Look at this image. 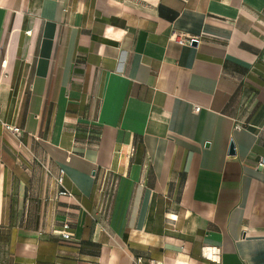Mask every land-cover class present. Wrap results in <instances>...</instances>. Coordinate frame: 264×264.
I'll return each instance as SVG.
<instances>
[{
	"label": "crops",
	"instance_id": "1",
	"mask_svg": "<svg viewBox=\"0 0 264 264\" xmlns=\"http://www.w3.org/2000/svg\"><path fill=\"white\" fill-rule=\"evenodd\" d=\"M261 157L264 0H0V264H264Z\"/></svg>",
	"mask_w": 264,
	"mask_h": 264
},
{
	"label": "built area",
	"instance_id": "2",
	"mask_svg": "<svg viewBox=\"0 0 264 264\" xmlns=\"http://www.w3.org/2000/svg\"><path fill=\"white\" fill-rule=\"evenodd\" d=\"M171 38L175 41H177L179 44H186L190 43L192 41L191 37H187L186 35H182L180 33H173ZM200 106H196L195 110L199 111ZM239 127V125H237ZM5 128L9 129L13 133H21L22 129L19 126L11 125V124H5ZM258 169H264V157H261L256 164ZM57 185L59 187V194L60 195H71V192L64 186V171L61 170L59 176L56 178ZM70 225L69 223H64L63 230L61 231L62 237L64 239H70L72 234L69 230Z\"/></svg>",
	"mask_w": 264,
	"mask_h": 264
},
{
	"label": "water",
	"instance_id": "3",
	"mask_svg": "<svg viewBox=\"0 0 264 264\" xmlns=\"http://www.w3.org/2000/svg\"><path fill=\"white\" fill-rule=\"evenodd\" d=\"M191 42H192V43H195V44L197 43V41H195L194 39H192V41H191Z\"/></svg>",
	"mask_w": 264,
	"mask_h": 264
}]
</instances>
